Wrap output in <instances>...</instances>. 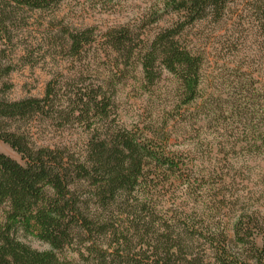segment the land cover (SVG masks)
I'll return each instance as SVG.
<instances>
[{
  "label": "rangeland",
  "instance_id": "1",
  "mask_svg": "<svg viewBox=\"0 0 264 264\" xmlns=\"http://www.w3.org/2000/svg\"><path fill=\"white\" fill-rule=\"evenodd\" d=\"M164 2L63 0L47 10L12 12L0 27V72L7 71L0 76V99L42 98L53 82L66 106L76 86L102 89L112 104L111 127L141 135L178 164L182 177L170 176L148 194L155 215L200 222L227 236L231 253L243 259L250 246L234 239L235 224L258 248L264 234V0H226L219 22L208 16L187 28L186 42L201 57L196 96L188 104L169 72L162 70L149 85L140 67L116 68L103 37L122 26L143 38L154 35L176 20L163 12ZM155 13L162 14L156 23L138 28ZM87 30L89 42L72 56L69 35ZM63 123L37 116L10 125L37 145L83 146L90 130L76 120ZM0 153L23 164L1 141ZM3 214L0 207V223ZM16 237L38 251L50 249L21 230ZM197 244L209 264H223L203 239ZM58 257L79 261L70 249Z\"/></svg>",
  "mask_w": 264,
  "mask_h": 264
},
{
  "label": "trees",
  "instance_id": "2",
  "mask_svg": "<svg viewBox=\"0 0 264 264\" xmlns=\"http://www.w3.org/2000/svg\"><path fill=\"white\" fill-rule=\"evenodd\" d=\"M63 0H0V27L17 10H47ZM226 0H165L163 12L176 20L150 37L133 34L129 26L107 31V50L114 66L140 67L143 80L153 84L162 70L176 76L183 89V104L195 99L201 57L186 42L185 31L212 16L222 18ZM162 14L141 22L144 29ZM91 30L69 35L71 55H79ZM3 72V71H2ZM0 72V76L7 73ZM60 86L49 82L42 98L0 99V141L18 153L23 164L0 153V264H209L196 243L203 239L215 260L223 264H262V246L245 239L235 224L234 239L250 246L249 256L231 253L227 236L212 232L187 218H158L148 194L170 176L181 178L177 162L156 145L126 129L107 123L112 110L109 97L88 86H76L66 106L59 100ZM73 97V98H72ZM59 123L76 120L90 136L83 146L37 145L29 133L10 122L32 117ZM97 121L101 122L97 125ZM179 174V175H178ZM143 199L137 198L138 193ZM177 221V225L175 222ZM49 246L38 251L21 242L16 233ZM64 249L74 251L77 263L60 259Z\"/></svg>",
  "mask_w": 264,
  "mask_h": 264
}]
</instances>
